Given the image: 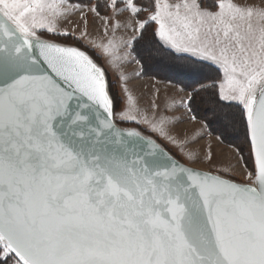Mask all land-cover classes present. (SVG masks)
<instances>
[{
    "label": "snow or ice",
    "instance_id": "snow-or-ice-1",
    "mask_svg": "<svg viewBox=\"0 0 264 264\" xmlns=\"http://www.w3.org/2000/svg\"><path fill=\"white\" fill-rule=\"evenodd\" d=\"M165 47L210 71L149 115ZM0 264H264V0H0Z\"/></svg>",
    "mask_w": 264,
    "mask_h": 264
},
{
    "label": "rangeland",
    "instance_id": "rangeland-1",
    "mask_svg": "<svg viewBox=\"0 0 264 264\" xmlns=\"http://www.w3.org/2000/svg\"><path fill=\"white\" fill-rule=\"evenodd\" d=\"M238 1L234 0V2L240 3V4L252 2V0H238ZM255 2L260 3L261 0H255ZM101 24H102V22L99 20H96V19L90 20V24H89V31L98 38L102 34V32L97 30ZM77 31H79V30H77ZM166 49L178 57V58H173V59L177 63L180 64L179 66L176 64L170 65L168 63V65H167V64L158 63V62H156L154 64L152 62L151 66H150L152 69L151 72L153 74H157V75H155L157 77H155L154 75H151V77H150L151 80L143 79L142 82H140V83H139L138 79H133L134 78L133 75H131V77H129V81H128L129 89L131 90L133 96L136 98L138 106L141 109H147L149 115L152 114L153 102H155L156 104H158L160 106L159 109L156 110L157 115H159L160 113H162L164 111L166 104L170 103L173 98L178 99L180 96L184 95V93H181L179 91V88L184 84H190L193 81V79L195 78L194 74L189 70L190 61H191L190 59H193V58L189 57L188 54L176 53V52L172 51L171 49H168V48H166ZM162 55H166V56H169L170 58H172L170 56V54H166V53L161 54V52L154 53L153 58L155 59V57H156L157 59H161ZM186 57H189V59ZM180 69H183V71H184L181 74H180ZM121 70L123 71V68ZM209 71H210V69L208 67H204L197 74L203 75V74H207ZM123 73H124V71H123ZM163 76L167 77V78L169 77L171 79L172 78L178 79V80L180 79V82H182V84H177V83H174L171 81H167L166 78H164ZM109 78H110V81L112 82V84L115 85L113 90L116 92H120L121 98H123V92L120 89V82L116 78V73L109 71ZM177 115H179V113H177ZM209 119H213V117H209ZM132 126L134 127L135 125H132ZM181 127H183V129L181 128V130H187V132H189V134H190L194 130L199 128L200 125L199 124H186V125H183ZM227 139L231 140L232 143L224 142L221 144V143L217 142L215 135H212L209 137V140L212 144V148L218 155L221 153H228L229 155H231L232 149H231L230 145L241 143L239 137H237L235 134L229 136ZM203 143H206V142L202 141L201 144H203ZM173 151H175V150H173ZM244 155L246 157L249 156L246 147H245ZM249 163H251L250 158H249ZM196 167H203V168L207 169L208 166L205 164V165H196Z\"/></svg>",
    "mask_w": 264,
    "mask_h": 264
},
{
    "label": "trees",
    "instance_id": "trees-1",
    "mask_svg": "<svg viewBox=\"0 0 264 264\" xmlns=\"http://www.w3.org/2000/svg\"><path fill=\"white\" fill-rule=\"evenodd\" d=\"M152 38H151V34H149V40H151ZM161 52V54H163V53H166V54H170V56L172 57V58H170L169 56H166V55H162V58L161 59H157L156 57H155V59L154 58H151V59H149V60H147L144 64H143V71H144V75L145 76H151V75H157V74H153L152 72H151V64H152V62L155 64L156 62H158V63H164V64H167L168 65V63L170 64V65H172V64H176V65H180L179 63H177L173 58H178L175 54H173V53H171L170 51H168L167 49H163V50H161L160 51ZM186 58H188L189 59V57H186ZM190 60H192V59H190ZM184 71H183V69H180V74L181 73H183ZM160 75V74H159ZM197 76H199V74H196L195 75V78L197 77ZM155 77H157V76H155ZM164 77V76H163ZM164 78H166V80L167 81H171V82H174V83H177V84H182V82H180V79L178 80V79H171V78H167V77H164ZM211 120V119H210ZM234 141V140H233ZM225 142H230V143H232V141L231 140H229V139H226L225 140Z\"/></svg>",
    "mask_w": 264,
    "mask_h": 264
},
{
    "label": "crops",
    "instance_id": "crops-1",
    "mask_svg": "<svg viewBox=\"0 0 264 264\" xmlns=\"http://www.w3.org/2000/svg\"><path fill=\"white\" fill-rule=\"evenodd\" d=\"M238 1V0H236ZM170 2H175V0H170ZM239 2V1H238ZM118 35H131L130 32H125V31H121L120 33H118ZM102 36V34H101ZM166 49V48H164ZM123 71L124 74L127 75L128 77H131V75H133V79H138L139 83L142 82L143 79H149L151 80V76H145L144 75V71H143V66L140 63H133V64H129L123 67ZM183 129V127H181ZM189 134V132H188ZM191 135V133L189 134Z\"/></svg>",
    "mask_w": 264,
    "mask_h": 264
}]
</instances>
